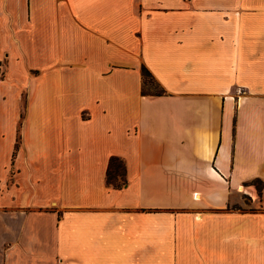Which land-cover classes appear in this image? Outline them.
Masks as SVG:
<instances>
[{
  "label": "crops",
  "instance_id": "crops-1",
  "mask_svg": "<svg viewBox=\"0 0 264 264\" xmlns=\"http://www.w3.org/2000/svg\"><path fill=\"white\" fill-rule=\"evenodd\" d=\"M0 59V264H264V0H0Z\"/></svg>",
  "mask_w": 264,
  "mask_h": 264
},
{
  "label": "rangeland",
  "instance_id": "rangeland-1",
  "mask_svg": "<svg viewBox=\"0 0 264 264\" xmlns=\"http://www.w3.org/2000/svg\"><path fill=\"white\" fill-rule=\"evenodd\" d=\"M5 76V65L2 59H0V83L1 80L4 78ZM155 84H157L158 86H154ZM152 85V86H151ZM154 86V87H153ZM146 87L147 90H155V89H159L160 87H162V85L160 84V82L151 74V76H147L146 78ZM4 93L5 94H10V93H20L23 97V101H24V106H21L20 108H25V96L28 93V87L23 85V86H18L17 90H15V88H13L12 86H9L7 84V86L4 88ZM121 179L116 178L114 179L115 182L120 181ZM256 186H260L259 183L255 182ZM240 189V188H239ZM241 190V189H240ZM231 206L233 208H239V209H256L259 207V202L258 201H252V197L250 196V194L248 192L245 191H241L240 194L237 197H233L232 201H231ZM236 264H239L238 262Z\"/></svg>",
  "mask_w": 264,
  "mask_h": 264
},
{
  "label": "trees",
  "instance_id": "trees-1",
  "mask_svg": "<svg viewBox=\"0 0 264 264\" xmlns=\"http://www.w3.org/2000/svg\"><path fill=\"white\" fill-rule=\"evenodd\" d=\"M147 76H151V72L147 69V67L145 65H141V77H142L141 92L143 94H160V93H163L164 89L162 87H160L159 89L152 90V91L147 90V87H146ZM154 86H158V85L155 84ZM122 169H123L122 160L117 156H111L109 159V162H108V167H107L106 182L109 184H112L113 186H121L122 183L125 181V178L122 176ZM118 176H120L121 181L115 182L114 179ZM253 182L254 183L257 182L260 184V186H257V190H258L259 195L261 196V189H262L264 183L258 178L253 179Z\"/></svg>",
  "mask_w": 264,
  "mask_h": 264
},
{
  "label": "built area",
  "instance_id": "built-area-1",
  "mask_svg": "<svg viewBox=\"0 0 264 264\" xmlns=\"http://www.w3.org/2000/svg\"><path fill=\"white\" fill-rule=\"evenodd\" d=\"M238 91H240V89Z\"/></svg>",
  "mask_w": 264,
  "mask_h": 264
}]
</instances>
